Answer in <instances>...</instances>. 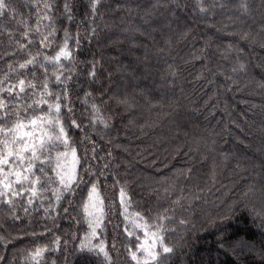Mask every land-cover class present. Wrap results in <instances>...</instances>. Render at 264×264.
I'll return each mask as SVG.
<instances>
[{
    "label": "trees",
    "instance_id": "trees-1",
    "mask_svg": "<svg viewBox=\"0 0 264 264\" xmlns=\"http://www.w3.org/2000/svg\"><path fill=\"white\" fill-rule=\"evenodd\" d=\"M44 2L5 0L0 77L40 48L34 30ZM202 3L205 13L197 0H99L93 16L91 0H54L56 31L43 51L54 55L68 31L72 57L62 63L70 79L57 84L51 66L48 75L51 99L61 93L79 179L60 200L50 188L31 204L27 193L12 207L0 200V264H134L128 248L138 241L125 231L121 188L131 216L150 225L168 217L163 235L174 252L160 264H264V0ZM26 26L30 51L17 44L27 45ZM33 71L42 84L38 65L11 78L33 80ZM92 104L108 128L93 125ZM93 183L104 201L95 237ZM82 243H103L109 259ZM38 248L45 251L33 259Z\"/></svg>",
    "mask_w": 264,
    "mask_h": 264
},
{
    "label": "snow or ice",
    "instance_id": "snow-or-ice-1",
    "mask_svg": "<svg viewBox=\"0 0 264 264\" xmlns=\"http://www.w3.org/2000/svg\"><path fill=\"white\" fill-rule=\"evenodd\" d=\"M98 3L99 0H91L93 16L96 15ZM53 4L54 0H45L43 8L46 11L43 13L39 12V5H37L38 11L34 31L40 34V48L23 62H20L18 68L10 64L8 72L0 77V200L9 207L13 206L17 197L26 193L28 194V203L31 204L33 199L38 197L40 193L48 191L49 188L56 199L60 200L64 192L72 190L73 185L79 179L77 166L80 164V159L77 156V148L70 143L69 134L62 120L61 109L64 105L62 104L61 93H56L54 99H51L53 91L50 88L48 75V67L51 66L53 69L52 76L57 84L65 83L66 80L70 79V77L63 75L65 65L62 63V61L70 60L72 57L68 31L65 30L64 43L54 55H49L43 51V49L52 47L50 37L56 31L50 15L54 10ZM197 5L201 13L207 12L202 0H197ZM8 7L5 0H0V15ZM240 7L245 11L247 10L246 3H241ZM64 11L65 13L70 12L67 2L64 4ZM67 19L71 22L72 16L68 15ZM42 20L49 21V23L42 25ZM42 28H51L52 31L45 34L41 31ZM92 31L95 32V29ZM9 36H11L10 33ZM22 37L27 41V45L17 41L19 49L30 51L28 45L35 46L33 28L26 26ZM78 43L79 40H77ZM41 56H43V60L40 59ZM30 65L33 68L38 65L44 69L42 84L36 82L37 74L35 71L32 73L33 80H27L20 76H17L15 81L12 80L13 73H17L19 70H27ZM240 68L243 70L244 65H240ZM90 75L95 77V65ZM28 89H31L32 92L28 93ZM37 91L40 92L38 98L36 97ZM29 97L32 98L30 103L27 102ZM63 97L67 98V89L64 90ZM45 105L46 111L43 107ZM91 107L93 125L99 123L104 128H108L110 126L108 119L102 115L101 109L96 104H92ZM72 124L79 127L75 120L72 121ZM53 161L55 163L52 166V172L55 174V180L48 172V165L52 164ZM97 191V185L93 183L89 192V200L93 201L92 206L97 209L99 215L96 216L95 225L89 223V227L92 229V237L96 236V228L99 227V219L103 215L102 205L104 201L99 198ZM120 197L121 205L125 209L121 214L131 225V228L128 224L125 225L126 234L129 237L136 235L138 241L134 250L128 248L131 260L134 264H160L162 256L174 252V248L165 242L163 235V232L166 231L164 221L168 217L159 216L157 223L150 225L138 213L135 217L127 213L126 192L123 188H121ZM87 207L86 205V212ZM89 215H93V213H89ZM181 223L184 221L181 220ZM137 230L143 232V239L136 234ZM85 247L90 252L103 253L105 259H109L103 243L98 246H88L84 243L80 245L81 250H84ZM44 251L45 249L38 248L34 254L30 255L36 259Z\"/></svg>",
    "mask_w": 264,
    "mask_h": 264
},
{
    "label": "rangeland",
    "instance_id": "rangeland-1",
    "mask_svg": "<svg viewBox=\"0 0 264 264\" xmlns=\"http://www.w3.org/2000/svg\"><path fill=\"white\" fill-rule=\"evenodd\" d=\"M54 155H55V153H54ZM51 168V164H50V167H49V169ZM136 215H134V216H132V217H135Z\"/></svg>",
    "mask_w": 264,
    "mask_h": 264
}]
</instances>
